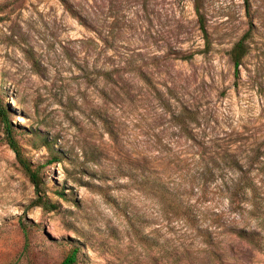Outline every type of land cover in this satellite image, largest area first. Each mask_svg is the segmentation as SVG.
Instances as JSON below:
<instances>
[{
	"label": "rangeland",
	"instance_id": "rangeland-1",
	"mask_svg": "<svg viewBox=\"0 0 264 264\" xmlns=\"http://www.w3.org/2000/svg\"><path fill=\"white\" fill-rule=\"evenodd\" d=\"M0 100V264H264V0H0Z\"/></svg>",
	"mask_w": 264,
	"mask_h": 264
},
{
	"label": "trees",
	"instance_id": "trees-1",
	"mask_svg": "<svg viewBox=\"0 0 264 264\" xmlns=\"http://www.w3.org/2000/svg\"><path fill=\"white\" fill-rule=\"evenodd\" d=\"M200 29L203 32V37L206 41V44L209 45V34H208L207 28L203 24V22H201V28ZM246 54H247L246 38L243 37L234 46V48L232 49V51L230 53L231 60L234 64L236 70H239V68L242 64V60L246 56ZM187 113L189 114L188 118L191 122H194V123L198 122V114L197 113H195L193 111H191V112L188 111ZM183 117H184V112L181 111L178 115V121L183 122ZM0 118L5 123V126H6V131L8 133V138H7L8 144L16 153V156H17L19 162L21 163L24 170L29 175L32 182L34 183L37 192L41 193V178L39 175V171L37 169L32 168L31 163L24 157L23 152H22V148L19 145L18 141L13 137V130L11 128L12 123L9 119L8 110L3 105L1 100H0ZM38 201H39L38 203H40L39 205L43 206L44 208H46L47 205H49L46 200L44 202L42 201V197H40V199ZM55 208L56 207L53 205L50 206V209H55ZM78 253H79V249H74V251L71 254H69L61 264H75L77 261Z\"/></svg>",
	"mask_w": 264,
	"mask_h": 264
}]
</instances>
